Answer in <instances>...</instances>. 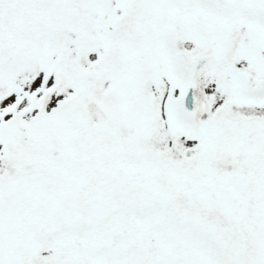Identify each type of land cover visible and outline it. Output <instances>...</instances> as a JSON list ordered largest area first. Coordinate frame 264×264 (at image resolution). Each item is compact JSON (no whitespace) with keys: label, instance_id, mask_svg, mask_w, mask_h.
<instances>
[{"label":"snow or ice","instance_id":"snow-or-ice-1","mask_svg":"<svg viewBox=\"0 0 264 264\" xmlns=\"http://www.w3.org/2000/svg\"><path fill=\"white\" fill-rule=\"evenodd\" d=\"M0 264H264V0H0Z\"/></svg>","mask_w":264,"mask_h":264}]
</instances>
